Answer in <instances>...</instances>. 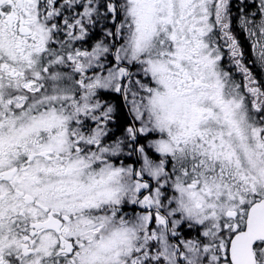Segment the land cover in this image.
Here are the masks:
<instances>
[{
  "label": "snow or ice",
  "instance_id": "6c2138e0",
  "mask_svg": "<svg viewBox=\"0 0 264 264\" xmlns=\"http://www.w3.org/2000/svg\"><path fill=\"white\" fill-rule=\"evenodd\" d=\"M0 264H264V0H0Z\"/></svg>",
  "mask_w": 264,
  "mask_h": 264
}]
</instances>
